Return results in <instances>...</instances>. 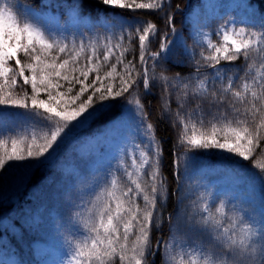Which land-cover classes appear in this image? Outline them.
I'll list each match as a JSON object with an SVG mask.
<instances>
[{
	"label": "snow or ice",
	"instance_id": "1",
	"mask_svg": "<svg viewBox=\"0 0 264 264\" xmlns=\"http://www.w3.org/2000/svg\"><path fill=\"white\" fill-rule=\"evenodd\" d=\"M101 3L113 10L157 11L163 24L139 16L131 23L112 21L106 15L100 25L104 29L101 43L99 34H88L94 28L87 25L85 30L72 31L69 38L64 35L67 28L41 23L30 11L21 22L12 0H0V106L22 110L0 111V124L11 115L47 129L41 136L11 139L10 151L7 142L0 141V173L7 171L6 165L14 166L9 162H22L25 170L45 166L65 141L120 104V118L110 121L111 127L105 126L101 136L127 138L113 163L74 205L71 226L66 228L67 259L62 264H156L157 253L161 264H174L177 255L179 264H264V210L257 213L251 204H232L225 212L226 204L220 201L217 218L202 193L194 201V213L183 218L178 212L165 215L163 147L153 135L154 125L147 119L144 104L134 96L141 86L150 93L151 80L163 90L162 98L175 97L173 123L178 130L174 128L169 170L181 186L177 192L182 190V177L189 176L193 156L203 151L252 160L257 150L264 152V19L254 25L241 22L244 26L239 28L231 20L221 23L213 34L222 36L223 43L198 41L204 49L199 59L194 50L182 45L194 69L186 79L179 74L168 77L162 67L181 46L172 39L176 29L170 0ZM83 6V0L73 5L79 21L84 19L79 11ZM126 43L136 46L138 58L126 59L130 51ZM253 54L261 58L258 64ZM238 59L244 62L242 75H228L230 66L223 72L218 67L221 61L230 65ZM105 65L111 70L102 76L100 68ZM117 66L122 69L119 73ZM157 66L161 71L150 76V69ZM202 67L213 69L212 78L200 79ZM164 103L170 105L172 100ZM198 125L209 131H201ZM259 167L264 176V164ZM183 200L181 196L178 204ZM181 228L186 238L178 240ZM153 231L160 233L154 242ZM188 233L206 234L207 246L197 244ZM210 248L214 259L207 255Z\"/></svg>",
	"mask_w": 264,
	"mask_h": 264
},
{
	"label": "trees",
	"instance_id": "2",
	"mask_svg": "<svg viewBox=\"0 0 264 264\" xmlns=\"http://www.w3.org/2000/svg\"><path fill=\"white\" fill-rule=\"evenodd\" d=\"M231 0H221V18L219 23H226L231 20L237 28L243 27V23L249 25L258 24L264 19V0H238L237 4L228 6ZM244 1V4H240ZM148 2V0H143ZM13 5L18 9L21 22L25 19V13L29 12L32 16L38 17L41 23L58 24L61 28H67L64 35H69L72 31L85 30L84 25L88 28H94L89 35L99 34L101 43H103L104 29L100 27L105 23V16L112 21L128 20L133 22V18L139 16L143 19L155 22L162 26L160 20L161 13L153 10H137L131 12L127 10L115 9L105 6L101 0H83V8L79 9L84 14L83 21H75L77 11L72 14L73 5L81 3V0H12ZM171 8L169 11L174 17L175 34L172 36L179 45L174 49V55L171 60L167 61L162 67L167 69L164 75L173 77L179 74L183 78H189L194 71L193 65L188 61L184 54L182 45L186 44L189 49L197 53L196 59H199L198 53L204 49L198 47V42L191 34L190 23L186 19L185 12L193 5L199 3V0H170ZM99 17V21L96 20ZM243 22V23H241ZM77 29L76 27H79ZM211 42L222 44L220 36L212 35ZM130 49L125 54L126 59H132L133 56L138 58V50L134 44H125ZM255 62H260V57L253 54ZM21 59H24L21 55ZM177 61H185L181 64ZM243 60L229 62L221 61L218 66L223 72L226 66H230L228 75L243 73ZM137 63V68H139ZM107 65L100 68V74L103 76L110 71ZM120 66H117V72H121ZM159 73L161 66L150 69ZM116 74H114L115 76ZM213 69L211 67H202L200 70V79L207 80L212 78ZM92 77L90 76L89 79ZM118 79L119 77L116 76ZM150 93H145L143 86L134 96H138L144 104L147 112V119L154 125L153 135L161 142L163 147V160L161 162L162 174L167 178V200L164 208L165 215L177 212L183 218L192 214L196 210L194 201L195 196L187 193L186 177H182V190L177 192L178 186L170 172L172 155V145L175 142L176 131L178 126L174 125L176 104L175 97L163 96V90L158 84H153L150 80ZM178 84V81H173ZM196 81L193 80L192 84ZM219 87V85H217ZM171 99L172 103L166 105L165 100ZM193 107L195 105H192ZM170 108V111L166 109ZM191 110V109H189ZM0 111L6 113H15L22 111L18 108L0 106ZM121 105L117 104L102 119L97 120L86 126L84 129L75 133L72 138L65 141L56 151L55 158L47 162L45 166L39 169L25 170L22 168V162H9L13 167L6 165L7 171L0 173V264H62L67 259L68 251L65 243L67 235L66 228L70 227V216L74 205L79 203V198L94 187L99 177L103 174L114 161L115 156H107L103 149H110L108 146L82 149L81 144L97 136V133L103 132L105 126L111 127L110 121L118 120L121 116ZM201 131L208 132L207 126H197ZM47 131L45 128L36 127L20 117L9 115L7 119L0 124V141L7 142V148L11 150V139L28 137L33 134L43 135ZM94 139V138H93ZM125 142V141H124ZM112 148L113 146L110 145ZM264 147V144L261 145ZM3 149H0L2 152ZM264 164V152L257 150L252 160H242L232 155H227L217 150H207L193 156L189 169L198 168L200 165L213 166L217 170L212 173V177L220 176L227 173L228 170L239 177L238 184L230 183L215 193L214 201L209 204V211L219 218L220 201L226 204L225 212L231 208L232 204L238 206L251 204L256 212L264 210V176H261L260 165ZM221 168L218 172V169ZM228 169V170H227ZM253 186L251 193L252 200L244 198V192H239L238 186L247 189V185ZM183 196L182 204H178V199ZM231 215V213H229ZM185 231L181 228L176 233L178 240L185 239ZM153 242L160 233L153 231L151 234ZM164 238L167 239L168 225L163 227ZM197 244L207 246L209 237L201 233H188ZM82 238V237H81ZM177 252L179 249L176 250ZM191 251V250H190ZM175 254V253H174ZM195 255L199 256V253ZM210 259L212 249L207 254ZM187 260V257H185ZM180 256H176L174 264H179ZM156 264H161L159 253L156 255Z\"/></svg>",
	"mask_w": 264,
	"mask_h": 264
},
{
	"label": "rangeland",
	"instance_id": "3",
	"mask_svg": "<svg viewBox=\"0 0 264 264\" xmlns=\"http://www.w3.org/2000/svg\"><path fill=\"white\" fill-rule=\"evenodd\" d=\"M237 2L238 0H231L228 6L230 7L235 5ZM240 4H244V1H241ZM221 7H223L221 0H199V3L193 5L185 12L186 19L190 23L191 34L195 38L196 42H207L211 39L214 30L220 26L218 21L222 15ZM75 13L76 10L72 11V14ZM75 21L78 20L75 19ZM217 35L219 36L218 33ZM220 38H222V36H220ZM101 133L102 132L97 133V136L95 137L87 138V140L81 144V148H96L98 144L99 149L102 150L103 146L106 145L110 149H103L104 153L107 156H115L121 145L126 140V135L104 137L101 136ZM110 145L113 147L111 148ZM212 167L213 166L200 165L198 168L189 169V176L186 177L188 188L187 193L194 196L196 194H206L208 196L209 204L214 201L215 193L222 190V188L226 187L227 184H238L240 181L239 177L228 169L227 173H222L220 176L212 177V173L217 172V170ZM220 169L221 168L218 169V172ZM246 188L247 189H243L241 186H238L239 192L247 190L243 193L245 195L244 198L252 200L251 193L253 191V186L249 184Z\"/></svg>",
	"mask_w": 264,
	"mask_h": 264
}]
</instances>
